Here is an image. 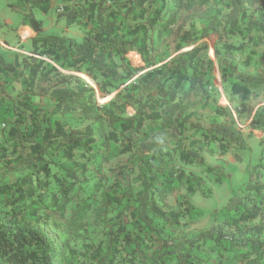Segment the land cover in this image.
<instances>
[{
    "label": "trees",
    "instance_id": "16d2710c",
    "mask_svg": "<svg viewBox=\"0 0 264 264\" xmlns=\"http://www.w3.org/2000/svg\"><path fill=\"white\" fill-rule=\"evenodd\" d=\"M19 1L46 14L52 0ZM254 2L230 0L222 28L244 38L253 33L264 46V11L256 17L246 13ZM192 8L193 0H62L57 17L83 27L79 42L41 35L40 21L24 15L36 33L32 50L15 53L11 61L0 55V264H264V158L251 166L243 191L228 199L216 225L192 236L172 229L181 214L165 200L175 180L184 177L172 163L174 153L183 163L201 164L211 142L223 149L246 146L226 106L217 111L228 122L211 123L202 142H182L187 125L199 126L187 124L189 114L180 117L183 102L211 65L206 43H195L218 30L217 20L205 17L199 38L182 29L183 20L180 38L194 45L139 73L160 62L153 54L155 40ZM130 51L140 55L143 67L131 65ZM9 78L23 85L20 98L8 95ZM83 78L95 81L103 96L116 93L98 104ZM236 78L233 94H247L248 86L264 83V69ZM41 97L53 101L51 110L38 109L34 99ZM66 115H75L83 128L66 127ZM249 126L263 133L264 142V105ZM135 152L136 165L118 170L121 198L104 196L105 206L132 200L129 214L120 220L99 217L93 224L106 228L100 233L105 239L93 245L83 219L91 204L86 190L101 188L111 159Z\"/></svg>",
    "mask_w": 264,
    "mask_h": 264
},
{
    "label": "rangeland",
    "instance_id": "374dc122",
    "mask_svg": "<svg viewBox=\"0 0 264 264\" xmlns=\"http://www.w3.org/2000/svg\"><path fill=\"white\" fill-rule=\"evenodd\" d=\"M229 2L230 0H193V8L179 13L178 21L155 40L153 54L159 57L160 62L139 72L143 73L168 62L194 45L184 44L180 38L182 32L178 29V25L183 20L185 22L182 29L191 31L194 38L203 35V28L207 24L208 18L215 19L220 23L216 32L210 31L207 36L198 39L195 43V45L206 43L205 58L211 60V65L206 68V74L201 76V85L197 86L195 91L183 102L180 117L189 114L187 124L194 122L199 126L195 128L187 125L182 142L187 143L191 139L202 142V135L211 123L228 122L229 117L218 114L217 111V107L226 106L231 112L235 127L241 130L246 146L244 149H239L229 145L223 149L219 147L218 142H211L208 145L210 152H203L201 164L197 162L183 163L174 153L173 162L171 159L169 163L172 162L178 169H181L184 177L175 180L165 201L168 208L177 210L181 214L178 223L172 226L173 231L177 234L192 236L216 225L220 218L219 212L228 199L243 191L251 166L264 158L263 133L257 129H251L249 126L255 110L264 105V83L255 87L248 86L247 94H233L231 88L233 82L239 81L236 78L239 73L258 75L264 69V46L254 37H250L253 33L245 38L239 34H226L222 25L229 10L227 7ZM21 3L19 0H0V55L6 61H11L15 53L29 54L32 50L30 39L33 36H29V32L26 30L20 31L22 33L19 35V29L24 24H29L28 18L24 19L26 13L31 12L30 14L40 21L41 35L61 36L76 42L81 41L84 35L83 27L77 23L66 25L64 19L57 17L58 12L62 10V0H52L46 14L29 6L22 8ZM13 6H18L19 9ZM263 11L264 0H255L252 5L246 6V13L254 17ZM204 13L207 16H204ZM2 41H5L6 46L20 49L22 52L4 46ZM180 43L181 46L177 48ZM24 50L28 53H23ZM127 57L132 66H144V62L136 51H130ZM202 58L204 59V57ZM78 74L84 77L82 73ZM8 80L10 81L6 87L8 95L11 99L20 98L23 85L19 81H13L10 78ZM84 81L94 88L98 104L108 102L116 93L114 91L103 96L95 81H93L94 85L85 79ZM34 103L38 109L44 112L53 107V101L48 97L35 98ZM127 112L132 114L133 109L129 107ZM61 121L65 123L66 127L83 128V122L75 115H66L61 118ZM169 148H173V145H170ZM131 154L118 155L111 159L103 170L106 179L102 181L101 188H94L93 191L86 190L91 193L89 199L91 204L83 219L87 222V234L93 245L103 244L102 241L105 238L100 233L106 229L102 225L93 223H97L100 218L104 217V214L106 217H115L116 220L129 214L132 200L123 199L121 204L105 206L104 196L108 192L110 195H118L121 198L123 190L116 177L120 168L130 169L129 167L133 164L136 165L140 154L138 152ZM138 183L135 182V185ZM53 187L51 178L49 189L52 190ZM185 206L187 210L184 209ZM77 249L83 250L81 242L77 243Z\"/></svg>",
    "mask_w": 264,
    "mask_h": 264
},
{
    "label": "crops",
    "instance_id": "0c3cea01",
    "mask_svg": "<svg viewBox=\"0 0 264 264\" xmlns=\"http://www.w3.org/2000/svg\"><path fill=\"white\" fill-rule=\"evenodd\" d=\"M30 13H31V12H30ZM30 13H26V14H30ZM31 15H32V14H31ZM32 16H33V15H32ZM33 17H34V16H33ZM25 19H26V18H25ZM25 30L29 32V36H35V32L32 30L30 24H24V25L19 29V35L22 33V32L20 33V31H25ZM29 36H28V37H29ZM28 37H25V38H28ZM26 41H27V40H26ZM24 42H25V41H24ZM2 44H3L4 46L7 45V44L5 43V41H2ZM6 47H10V46H6ZM10 48L22 52V50H20V49H16V48H14V47H10ZM23 53H28V52H26V51L24 50Z\"/></svg>",
    "mask_w": 264,
    "mask_h": 264
},
{
    "label": "water",
    "instance_id": "95a60500",
    "mask_svg": "<svg viewBox=\"0 0 264 264\" xmlns=\"http://www.w3.org/2000/svg\"><path fill=\"white\" fill-rule=\"evenodd\" d=\"M76 75H79L78 73H75Z\"/></svg>",
    "mask_w": 264,
    "mask_h": 264
},
{
    "label": "bare ground",
    "instance_id": "6f19581e",
    "mask_svg": "<svg viewBox=\"0 0 264 264\" xmlns=\"http://www.w3.org/2000/svg\"><path fill=\"white\" fill-rule=\"evenodd\" d=\"M80 76V75H79ZM81 77V76H80Z\"/></svg>",
    "mask_w": 264,
    "mask_h": 264
}]
</instances>
